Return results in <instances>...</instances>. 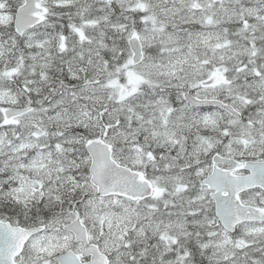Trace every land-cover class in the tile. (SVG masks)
Returning a JSON list of instances; mask_svg holds the SVG:
<instances>
[{
    "label": "snow or ice",
    "instance_id": "snow-or-ice-1",
    "mask_svg": "<svg viewBox=\"0 0 264 264\" xmlns=\"http://www.w3.org/2000/svg\"><path fill=\"white\" fill-rule=\"evenodd\" d=\"M0 264H264V0H0Z\"/></svg>",
    "mask_w": 264,
    "mask_h": 264
}]
</instances>
